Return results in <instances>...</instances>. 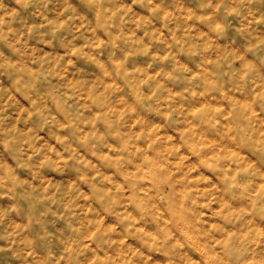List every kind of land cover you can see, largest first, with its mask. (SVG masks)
I'll list each match as a JSON object with an SVG mask.
<instances>
[{
  "label": "clouds",
  "instance_id": "9594fccd",
  "mask_svg": "<svg viewBox=\"0 0 264 264\" xmlns=\"http://www.w3.org/2000/svg\"><path fill=\"white\" fill-rule=\"evenodd\" d=\"M0 264H264V0H0Z\"/></svg>",
  "mask_w": 264,
  "mask_h": 264
}]
</instances>
